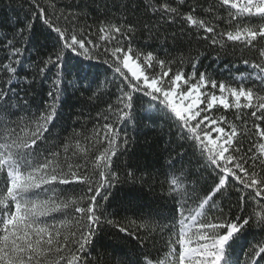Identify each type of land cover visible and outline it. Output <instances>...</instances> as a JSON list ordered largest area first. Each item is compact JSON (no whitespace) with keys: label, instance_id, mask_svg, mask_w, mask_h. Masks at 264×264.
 <instances>
[{"label":"snow or ice","instance_id":"1","mask_svg":"<svg viewBox=\"0 0 264 264\" xmlns=\"http://www.w3.org/2000/svg\"><path fill=\"white\" fill-rule=\"evenodd\" d=\"M219 5L215 11L212 8L207 10L215 19L214 24L194 15L198 8L203 11V5L199 3L187 4L186 11H181L183 5L173 7L167 2L158 7L151 4L145 7L166 23L182 21L189 25L193 39L207 42L209 47L225 54L230 50L234 53L236 45L241 50L255 51L260 63L242 59L252 72L247 76L234 77L236 86L218 83L204 72H198V58H189L191 70L186 72L183 61L174 69L173 61L158 59L151 52L145 54L133 48L135 26L108 22L106 27L99 28V32H110L119 46H107L103 36L93 44L84 29H77L75 19L64 16L68 26L62 29L54 26L45 7L36 6L38 18H42L44 24L57 34V43L61 47L42 61L44 67L38 69L43 74L55 67L57 74L53 81L55 90L47 93L52 102L38 106L35 113L16 90L24 75L21 57L26 37L23 32L19 39L13 37L6 42L8 47L4 49V59L8 62H0V72L7 77L0 79V264H88L86 257L89 253L85 249L91 246L95 230L102 224L113 223L107 219L109 213L101 201L108 200V190L115 178L113 157L118 152L122 154L123 146L128 144L127 136H121L113 123L103 125L107 148L96 157L103 161L102 170L96 172L98 179H93L86 171H72V165L64 171L58 166V161L61 150L67 154L68 143L63 140L60 145L49 143L58 119L56 104L61 84L65 88L69 84L72 87L77 85V81L68 82L61 75L65 71L71 75L65 51L85 57L89 62L95 59L106 65L105 71L111 73L110 77L105 76L107 91L97 84V90L93 92L97 99L109 97L105 100L107 108L104 113L107 114L98 113V116L105 121L112 114L121 120L131 119L135 105L146 100L150 107L163 112L175 123L176 134L199 154L201 171L208 173L211 183L205 181L201 185L197 179L195 184L189 183L180 193L174 191L169 196L173 203L168 219L176 221V217H181L180 225L188 219L195 222L196 231L194 242L188 236L193 224L186 226L187 231L182 228L175 233L171 243L179 249L173 253L177 258L176 264H240L239 258H231V249L247 230L253 228L259 229L260 235L254 236L256 243L244 254L243 264H264V215L257 217L254 206L255 201L264 200V174L256 170L258 167L264 170V94H261L264 93V0H219ZM219 11L226 12L227 17L217 16ZM253 18L259 23L251 24ZM220 24L225 25L223 30ZM181 34L188 35L187 31ZM17 43L21 47H17ZM90 49H95L96 53L102 50L108 58L101 59L100 55L90 53ZM92 67L94 65L89 63L85 68L81 60L80 67L76 69L81 85L88 80ZM31 86L33 81L25 79V88ZM86 90L91 91V84ZM220 106L225 110L234 106L237 119L244 126L249 118L253 121L254 140L250 141L252 146L246 151L239 146L241 141L238 137L244 133H238L236 123L213 114L212 110ZM244 110H247L246 114ZM24 112L28 114L19 115ZM170 167L174 169V165ZM178 171L180 180L173 179V186L192 178L191 173L183 175L182 169ZM236 184L240 187L235 188ZM62 186H76L79 189L77 198L60 200L61 192H66ZM233 188L238 199L235 208L229 206L225 212L219 207L217 197L223 198L224 193ZM189 200L204 214L197 212L192 215L194 209L189 208ZM81 204L84 206H79ZM69 211L80 218V227L78 233L65 235L60 231L63 221H58L57 215L65 216ZM185 212L189 215L185 216ZM208 212L213 213L210 218L206 215ZM197 215L202 217L199 221ZM136 227L152 230L148 224ZM155 227L164 229L165 225L157 224ZM174 227L173 223L166 230L172 232ZM117 231L132 234L128 227H118ZM137 244L141 246L139 239ZM148 255L142 252L133 264H152L143 258Z\"/></svg>","mask_w":264,"mask_h":264},{"label":"trees","instance_id":"2","mask_svg":"<svg viewBox=\"0 0 264 264\" xmlns=\"http://www.w3.org/2000/svg\"><path fill=\"white\" fill-rule=\"evenodd\" d=\"M165 2L171 3L173 7L183 5L181 11H186L189 3L202 4L203 11L198 8L194 15L213 24L216 21L207 10L212 8L215 11L220 7L219 0H0V41L4 42L0 43V62H8L4 59L6 55L4 49L8 47L6 42L13 40V37L19 39L20 33L23 32L26 37L21 57L24 75L21 76L16 90L20 92L22 101L27 102L32 113L37 111L38 106L52 102L47 93L55 90L53 81L57 69L52 67L51 72L46 70L43 74L39 73L38 69L44 67L42 61L47 60L48 56L58 51L61 46L57 43V34L44 24L42 18H38L36 6L39 5L45 7L54 26L62 29L67 27L64 16L75 19L77 29H84L93 44L99 42L103 36L107 46H119L111 38L110 32L106 31L104 34L99 32V28L106 27L108 22L135 26L133 48L145 54L151 52L158 59L173 61L174 69L180 61H183L186 72L191 70L189 58H198L200 60L197 66L198 72H204L218 83L224 82L236 86L234 77L249 75L252 69L244 65L242 59L260 63L255 51L241 50L240 46L236 45L234 53L230 50L225 54L221 50L209 47L207 42L193 39L189 25L182 21L174 24L166 23L145 7L146 4L158 7ZM216 15L227 17L224 11L216 12ZM250 23L257 24L259 21L253 18ZM219 27L223 30L225 25L220 24ZM182 31H187L188 35H182ZM16 46L21 47L19 43ZM90 53L100 55L101 59L108 58L103 55L102 50L96 53L95 49H90ZM65 60L71 75L67 71L61 75L65 76L68 82L77 81V85L72 87L69 84L65 88L62 83L60 98L56 104L58 119L56 127L52 129L49 143L60 145L63 140L69 145L67 154L61 150L58 166L68 171V165H72V171L80 173L86 171L93 179H98L96 172L102 170L103 161L97 160L96 157L107 148L103 125L106 122L113 123V127L120 130L121 136L126 135L128 138V144L123 146L122 154L118 152L117 156L113 157L112 169L115 178L112 187L108 190V200L101 201L107 207L109 213L107 219L112 220L113 223L102 224L95 230V236L90 241L91 246L85 249L89 253L86 257L88 264H133L141 257L142 252L149 253L143 258L150 260L152 264H176L177 258L173 253L179 249L171 243L175 239V233L182 228L187 231L186 226L193 224L188 236L194 242L196 231L195 222L185 219L184 225H180L178 221L181 217H176V221L168 219L173 203L169 196L174 191L180 193L189 183L195 184L197 179L200 180L201 185L205 181L211 183L208 173L201 171L199 154L194 152L189 142L181 140L176 134L175 123L163 112L150 107L146 100L135 105L131 119L121 120L117 115L112 114L108 121H105L98 116V113H104L107 108L105 100H109V97L102 96L97 99L93 97V92L97 90V84L107 91L105 76L110 77L111 73L105 71L106 65L95 59L89 62L85 57L67 51H65ZM81 60L85 68L89 63L94 65L88 72V80L83 81V85L79 83L80 77L76 72ZM15 66L20 68L19 65ZM45 76L48 78L45 79ZM6 78L4 73L0 72V79ZM25 79L33 81V86L25 88ZM89 84L91 91L86 90ZM21 88L24 90L20 91ZM217 95H219L218 91ZM230 103L234 105L231 98ZM212 111L217 117L225 116L229 121L236 123L238 133H244L238 137L242 149L246 151L252 146L250 141L254 140V132L253 121L250 118L244 126L237 119L238 113L234 106L227 110L220 106ZM244 111L246 114L247 110ZM26 114L28 113L24 112L19 115ZM12 119L15 120L16 117ZM221 126L225 125L221 124ZM73 134L78 135L73 136ZM69 137L73 139L69 140ZM170 165H174V169ZM181 169L183 175L191 173L192 178L190 181L182 180L173 186L171 183L173 179L180 180L181 173L178 170ZM256 170L264 174V170L260 167ZM62 187L66 192H61L60 200L66 197L73 200L77 198L79 189L76 186ZM239 187L238 184L235 185V188ZM235 188L225 192L223 198L217 197L219 207L225 212L228 211L229 206L235 208L238 199ZM201 195L204 193L202 192ZM188 206L194 209L192 215L197 212L204 214L203 210L198 209L190 200ZM254 206L257 217L264 215V200L255 201ZM184 215L188 216L189 213L185 212ZM206 215L210 218L213 213L208 212ZM201 218V215H197V221ZM101 219L103 220L104 217ZM57 220L63 221V226L60 228L63 234L78 233L80 218L70 211L65 216L57 215ZM173 223L175 227L172 232H168L167 227ZM140 224H148L152 226V230L137 228L136 226ZM157 224H163L165 228L158 229L155 227ZM118 227H128L132 234L118 232ZM259 235L257 228L247 230L234 243L231 258H239L240 264H243L244 254L256 243L254 236ZM138 239L141 246L137 244ZM192 246L195 244L193 243Z\"/></svg>","mask_w":264,"mask_h":264}]
</instances>
